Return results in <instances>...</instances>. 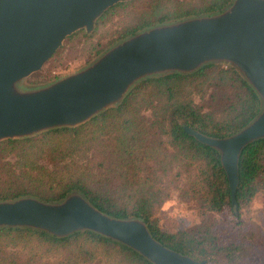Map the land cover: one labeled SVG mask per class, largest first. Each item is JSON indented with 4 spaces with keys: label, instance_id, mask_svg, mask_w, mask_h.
Returning a JSON list of instances; mask_svg holds the SVG:
<instances>
[{
    "label": "trees",
    "instance_id": "obj_1",
    "mask_svg": "<svg viewBox=\"0 0 264 264\" xmlns=\"http://www.w3.org/2000/svg\"><path fill=\"white\" fill-rule=\"evenodd\" d=\"M232 2L121 1L103 11L90 32L81 28L67 36L49 60H70L72 52V62L83 68L141 31L218 14ZM47 78L30 82L53 79ZM261 107L254 87L227 62L141 78L118 103L83 123L0 140V201L32 197L58 203L79 193L109 216L140 219L163 246L203 264H250L256 242L248 236L243 214L264 192V137L239 153L233 205L220 151L185 127L228 137L248 125ZM174 196L196 212V223L176 230L160 224L158 210ZM216 214L227 217L220 221ZM0 264L154 263L92 230L60 237L33 227L0 226Z\"/></svg>",
    "mask_w": 264,
    "mask_h": 264
},
{
    "label": "water",
    "instance_id": "obj_2",
    "mask_svg": "<svg viewBox=\"0 0 264 264\" xmlns=\"http://www.w3.org/2000/svg\"><path fill=\"white\" fill-rule=\"evenodd\" d=\"M121 1L127 0H0V140L83 123L118 103L141 78L227 62L257 91L259 114L224 138L185 130L220 151L235 205L239 153L264 137V0H233L218 14L156 25L119 42L77 72L38 89L17 87L43 67L67 36L81 28L90 32L95 19ZM0 226L33 227L60 237L92 230L154 264H203L163 246L140 219L109 216L79 193L58 203L32 197L0 201Z\"/></svg>",
    "mask_w": 264,
    "mask_h": 264
},
{
    "label": "rangeland",
    "instance_id": "obj_3",
    "mask_svg": "<svg viewBox=\"0 0 264 264\" xmlns=\"http://www.w3.org/2000/svg\"><path fill=\"white\" fill-rule=\"evenodd\" d=\"M122 19L123 17H121L117 21H122ZM74 50L79 55L78 49ZM67 55L70 60L65 59L64 56L61 57V61H59V63L48 60L39 71L32 73L28 77H25L23 80L19 81L17 83V87L22 90H31L34 88L38 89L39 87L50 84L89 65L88 64L83 68H78L71 60L72 52L68 53ZM39 76L43 78L48 77L47 79L53 77V79H49V82L42 83L30 82L34 81ZM173 200L177 201V205L169 208L167 211L164 210L165 204ZM168 202L162 205L157 213L159 222L163 227H168L167 229L169 230H176L178 228L182 229L198 221V215L196 214V212L187 208L185 203L179 202L177 198H175V196ZM254 204L259 205V207L255 210L253 209ZM176 207L181 208V214L172 215ZM246 207L247 211L243 214L245 226L247 231L249 232L248 236L250 237V239L256 242L255 245L253 244L254 247L250 249L249 261L250 264H264V192H258ZM215 216L220 221L227 217L222 214H216Z\"/></svg>",
    "mask_w": 264,
    "mask_h": 264
},
{
    "label": "clouds",
    "instance_id": "obj_4",
    "mask_svg": "<svg viewBox=\"0 0 264 264\" xmlns=\"http://www.w3.org/2000/svg\"><path fill=\"white\" fill-rule=\"evenodd\" d=\"M175 205H177V201H175V200L170 201V202H168V203L165 204V208H164V210L167 211L169 208H171V207H173V206H175ZM258 207H259V205H256V204L253 205V209H254V210H255L256 208H258ZM178 214H181V208H180V207H176V208H175V211L172 213V215H178Z\"/></svg>",
    "mask_w": 264,
    "mask_h": 264
}]
</instances>
